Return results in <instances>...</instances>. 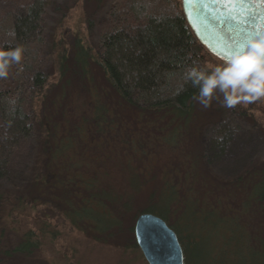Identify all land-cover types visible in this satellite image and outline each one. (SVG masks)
<instances>
[{
    "label": "trees",
    "instance_id": "16d2710c",
    "mask_svg": "<svg viewBox=\"0 0 264 264\" xmlns=\"http://www.w3.org/2000/svg\"><path fill=\"white\" fill-rule=\"evenodd\" d=\"M91 1L11 0L1 10L0 51L20 48L22 58L0 78V264H76L77 250L56 247L67 225L137 257L142 213L175 232L185 264H264V149L222 165L238 133L264 142V98L227 108L217 93L206 109L193 99L188 69L225 61L200 42L182 0H109L95 42ZM139 115L157 124L151 151L161 165L143 175L133 157L100 161L111 134ZM33 139L30 162L9 168ZM102 171L120 175L105 182Z\"/></svg>",
    "mask_w": 264,
    "mask_h": 264
},
{
    "label": "rangeland",
    "instance_id": "374dc122",
    "mask_svg": "<svg viewBox=\"0 0 264 264\" xmlns=\"http://www.w3.org/2000/svg\"><path fill=\"white\" fill-rule=\"evenodd\" d=\"M11 0H0V13L1 10H3L5 7H13L14 4L11 2H8ZM58 2L63 3H69L70 6L73 4L76 0H57ZM103 3V6L101 9L96 8V2L92 0L91 2H88L85 6V15L88 18H91V25L89 26L87 23H85V27H87L88 32L92 36L91 39L95 42L97 40L98 35L101 31H103L104 24L106 22L105 19V11H107V8H109V0H101ZM82 14V9L80 7H76L72 9L71 16L73 19L77 20V17H79ZM54 17V16H52ZM45 27V34L50 32V28H52L53 22H48ZM47 36V35H46ZM47 39L49 37L47 36ZM211 63L208 64L210 68H214L218 65V61L216 58H210ZM50 63H48V68ZM51 69V68H50ZM74 86V85H73ZM93 94L95 96H98V93L96 92V89H93ZM73 94H76V90H73ZM199 105V104H198ZM201 106V105H199ZM203 108V107H202ZM156 122H149V123H143L140 119V115L138 118L134 117L131 122L125 121V123H122L119 128L120 131L118 133H114V126H112V133L111 138L113 140V144L108 149V152L101 151L97 154V158L105 162L108 159H123L126 162H129L128 160L135 158L136 160L140 161V168L139 173L140 174H150L152 173L156 168L155 166L161 165V163H155L158 161V158H156V154L151 151V148H153L155 144V134L156 131ZM154 130V131H153ZM255 139V137H254ZM247 137V130L240 132L237 134V138L234 141V144H232L231 147V155L227 156L226 159L222 162V165L234 167L233 161L234 157H240L241 155L250 154V153H259L264 149V142L256 138L255 141H252L249 143ZM204 141L206 142L207 139L205 138ZM34 139L29 142V145L32 144V146H27V151L25 152V149L23 147H20L17 149L14 153V156L10 159L9 168L11 169H18L19 164L21 163L23 157L24 159L28 160L30 162V154L31 148L33 149V146L35 145ZM131 146V147H127ZM135 153H133V150ZM261 150V151H259ZM159 152L161 155L165 158L169 156V152L166 149H160ZM27 153V155H26ZM20 160V161H19ZM106 163V162H105ZM18 173V171H15ZM135 172V171H134ZM20 174V172L18 173ZM116 175L112 171L104 172L102 171L103 175V181L107 182L110 178H115L114 175ZM119 173H117L116 176ZM61 177V176H60ZM59 177V178H60ZM24 177H18L17 180L21 181ZM121 179V178H119ZM61 180H58V184H60ZM13 184L19 182L12 181ZM63 182V181H62ZM61 182V183H62ZM122 182V181H121ZM120 182V184H121ZM6 183H3L5 185ZM10 184V183H8ZM107 192V191H106ZM118 194V192H116ZM115 193V194H116ZM112 197L115 195L113 192H109ZM56 225L61 222V217L58 215L55 217ZM59 218V219H57ZM60 235L58 239L56 240V247L60 251H66L67 246L65 244H68L69 247H71V251L77 250V254L79 256H76L73 258V261L76 262V264H148L144 258H142V255L138 254L137 257L134 256V254H130L127 250L123 251H117L113 248H108L104 246H94L97 243L94 241L88 240L89 238L87 236H84L82 233H80L78 230L70 228L67 226H60L59 228ZM123 237V235H122ZM125 238V236H124ZM94 242V243H93ZM73 247V248H72Z\"/></svg>",
    "mask_w": 264,
    "mask_h": 264
},
{
    "label": "water",
    "instance_id": "95a60500",
    "mask_svg": "<svg viewBox=\"0 0 264 264\" xmlns=\"http://www.w3.org/2000/svg\"><path fill=\"white\" fill-rule=\"evenodd\" d=\"M182 7L192 30L200 42L223 61L227 55L225 41L244 45L264 35V4L259 0H237L228 5L223 0H194ZM260 33L261 35H257ZM137 245L148 264H185L184 252L175 232L160 217L140 214L135 222Z\"/></svg>",
    "mask_w": 264,
    "mask_h": 264
},
{
    "label": "clouds",
    "instance_id": "9594fccd",
    "mask_svg": "<svg viewBox=\"0 0 264 264\" xmlns=\"http://www.w3.org/2000/svg\"><path fill=\"white\" fill-rule=\"evenodd\" d=\"M21 58L20 48L0 51V78H6L10 65ZM185 81L198 89L193 99L205 109L211 107L217 93L222 94V106L227 108L264 98V35L249 41L246 50L235 52L223 65L208 70L194 64Z\"/></svg>",
    "mask_w": 264,
    "mask_h": 264
},
{
    "label": "snow or ice",
    "instance_id": "6c2138e0",
    "mask_svg": "<svg viewBox=\"0 0 264 264\" xmlns=\"http://www.w3.org/2000/svg\"><path fill=\"white\" fill-rule=\"evenodd\" d=\"M190 2H194V0H185V4L186 5L188 3H190ZM223 2L226 3V4H228V5H232V4L236 3L237 0H223ZM259 2L261 4H264V0H259ZM257 35H261V34L260 33H257ZM225 46H227V48H228L227 55L229 57H231L234 54L233 47H236L237 50H242L244 48V45H242V44L241 45H238V46L232 45V42L230 40H226L225 41Z\"/></svg>",
    "mask_w": 264,
    "mask_h": 264
}]
</instances>
